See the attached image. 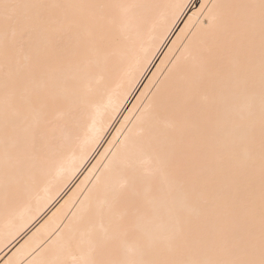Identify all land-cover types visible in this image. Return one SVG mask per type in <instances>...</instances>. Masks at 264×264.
Listing matches in <instances>:
<instances>
[{"label":"bare ground","instance_id":"1","mask_svg":"<svg viewBox=\"0 0 264 264\" xmlns=\"http://www.w3.org/2000/svg\"><path fill=\"white\" fill-rule=\"evenodd\" d=\"M15 2L60 7L0 29V264L158 258L249 171L258 207V39L244 70L201 12L258 0Z\"/></svg>","mask_w":264,"mask_h":264},{"label":"snow or ice","instance_id":"2","mask_svg":"<svg viewBox=\"0 0 264 264\" xmlns=\"http://www.w3.org/2000/svg\"><path fill=\"white\" fill-rule=\"evenodd\" d=\"M58 5L35 3L0 4V29L7 38L30 41L33 32L44 26L45 9ZM207 9V28L211 39L219 46L237 50L240 67L248 69L257 54V39L261 80L260 175L257 207L254 173L249 171L243 188L239 185L217 197L211 227L186 237L182 230L175 243L153 259H87L70 264H264V0L258 3H213L201 5ZM64 264V262H56Z\"/></svg>","mask_w":264,"mask_h":264},{"label":"rangeland","instance_id":"3","mask_svg":"<svg viewBox=\"0 0 264 264\" xmlns=\"http://www.w3.org/2000/svg\"><path fill=\"white\" fill-rule=\"evenodd\" d=\"M44 16H45V15H44ZM15 43H16L15 45L17 46V42H15ZM18 43H20V42L18 41ZM21 43H23V42H21ZM21 43H20V44H21ZM26 43H27V42H26ZM21 45H22V44H21ZM21 45H18V46H21ZM22 46H25V47H26V45H25L24 43H23ZM22 46H21V47H22Z\"/></svg>","mask_w":264,"mask_h":264}]
</instances>
